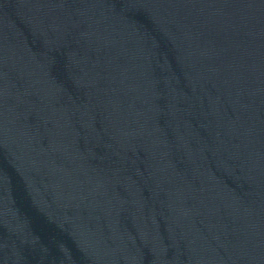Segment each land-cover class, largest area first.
Segmentation results:
<instances>
[{
	"label": "water",
	"instance_id": "obj_1",
	"mask_svg": "<svg viewBox=\"0 0 264 264\" xmlns=\"http://www.w3.org/2000/svg\"><path fill=\"white\" fill-rule=\"evenodd\" d=\"M0 264H264V0H0Z\"/></svg>",
	"mask_w": 264,
	"mask_h": 264
}]
</instances>
